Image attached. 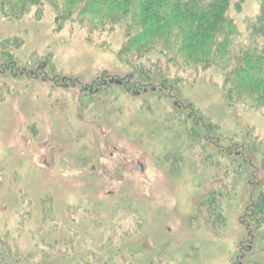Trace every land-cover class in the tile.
<instances>
[{
	"label": "rangeland",
	"instance_id": "rangeland-1",
	"mask_svg": "<svg viewBox=\"0 0 264 264\" xmlns=\"http://www.w3.org/2000/svg\"><path fill=\"white\" fill-rule=\"evenodd\" d=\"M256 9L248 0L229 16L240 26ZM122 43L117 29L55 23L48 7L20 20L0 12L6 247L33 264H264L249 217L256 171L231 184L202 154L239 147L242 131L261 137L262 113L226 104L213 70L142 85L117 57ZM211 191L216 224L200 207Z\"/></svg>",
	"mask_w": 264,
	"mask_h": 264
},
{
	"label": "trees",
	"instance_id": "trees-1",
	"mask_svg": "<svg viewBox=\"0 0 264 264\" xmlns=\"http://www.w3.org/2000/svg\"><path fill=\"white\" fill-rule=\"evenodd\" d=\"M253 1L256 12L241 21L242 28L230 18L229 11L240 13L248 0H0V12L3 17L20 20L31 10L37 16L48 7L55 23L77 22L89 32L117 29L123 37L117 57L133 70L142 85L154 82L175 85L180 81L176 71L185 74L187 70L197 77L199 70H213L220 74L221 96L226 104L247 106L264 117V0ZM242 36L244 43L240 40ZM120 82L110 85L121 87L124 82ZM156 89L149 87L151 92ZM134 96L139 97L140 91ZM191 132L197 133L192 129ZM239 134L233 140L240 145L232 144L230 152L217 155L203 148L202 154L216 166L214 171L218 175L232 177L231 184L248 177L251 169L256 171L249 217L256 236L261 237L264 133L259 138L248 131ZM195 141L198 138L190 142ZM252 166H257L256 170ZM226 185L219 184L217 190L225 197L235 195L234 191L224 190ZM219 195L209 192L200 205L202 211L208 209L210 217L216 216L215 224L219 219L216 207L221 209ZM0 264L33 263L7 248L0 236Z\"/></svg>",
	"mask_w": 264,
	"mask_h": 264
},
{
	"label": "water",
	"instance_id": "water-1",
	"mask_svg": "<svg viewBox=\"0 0 264 264\" xmlns=\"http://www.w3.org/2000/svg\"><path fill=\"white\" fill-rule=\"evenodd\" d=\"M111 83L112 84H116V85H120L121 84V82L120 81H117V80H113V81H111Z\"/></svg>",
	"mask_w": 264,
	"mask_h": 264
}]
</instances>
